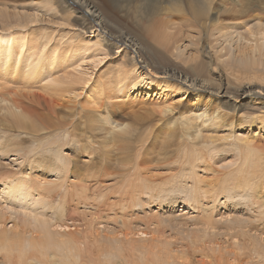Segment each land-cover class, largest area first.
Instances as JSON below:
<instances>
[{"label":"bare ground","instance_id":"6f19581e","mask_svg":"<svg viewBox=\"0 0 264 264\" xmlns=\"http://www.w3.org/2000/svg\"><path fill=\"white\" fill-rule=\"evenodd\" d=\"M123 1L43 0V10L52 14H56L57 9L63 10L65 14L60 20L64 24L72 21L73 25H77H72L73 38L84 37L85 33L92 34L97 39V49L101 51L102 47L104 51H109L115 59L105 69L109 72L112 67L120 64L113 69L117 84H121V79L130 78L127 73L130 71L123 66L135 68L139 65L150 71L154 69L156 77L163 79L160 81L161 85L170 90L164 93V88L157 90L156 85L150 84L143 88L144 93L132 92L126 95L123 91L122 95L131 101L143 98L141 94H145L150 101L151 98L157 100L159 97L168 99L167 95L171 92L173 95L177 92L182 94L181 86L221 95L228 101L233 97L238 98L239 91L243 95H261L262 87L251 91L246 84L241 87L232 86L213 65L215 55L206 38L200 41L197 53L186 64L188 70H182L170 57L172 54H165L159 48L168 46L167 41H151L159 46L157 47L148 40L139 41L137 37L131 36L127 29L124 30L123 18L119 15ZM157 1L148 0L149 6L146 5L137 15V25L143 27L142 19L147 8L154 9ZM260 1L191 0L183 8L181 0H169V5L171 8H180L181 15L189 12L201 26L204 35L212 25L211 20L217 14L219 6H222V12L230 10L239 13L234 18L252 17L256 21L251 33L253 38L258 39V35H264V28L261 26L264 7ZM0 4L14 8L25 6L24 0H0ZM36 16L22 12H14L8 16L6 11L0 10V29H9L13 25L26 28L30 26L29 22L41 20ZM65 45L67 47L68 44ZM254 48L259 49L258 46ZM42 60L38 57L23 65L26 70L19 84L13 78L15 76L0 74V264H264V167L255 166L247 158L239 165L235 162L234 169L217 165L216 159L222 161L224 157L216 153L218 145L215 137L219 135V128L225 124L230 125L228 121L223 122L224 113L212 112L208 118L203 117L205 107L200 113L190 106L181 111L183 116L180 123L183 122L188 127L182 140L183 143L189 142L187 148L190 149L189 154L185 155L184 163L188 170L183 178L190 179L193 196H197V190L203 191L204 195L200 201L202 211L187 216L188 220H185L192 223L189 227L179 222L180 216L185 212L183 208L179 209L182 213H174L177 210V197L162 202L166 209L160 212L161 219L156 218L149 210L144 212L145 207L141 203L135 204L137 199L130 201L131 214L124 211L127 208L108 213L104 207L110 203L101 190L121 185V173L110 171L109 165L118 171L124 167L143 181L156 176L154 172L158 166L153 164L146 149L151 145L152 139L147 146L145 141L143 144L139 143L135 147L132 165L124 166L129 158L124 161L126 155H123L133 141L130 138L131 130L145 116H132L121 111V96H116L121 95V88H116V84L109 78L104 82L93 80L95 88L89 97L78 102L76 110L73 106L77 102V93L65 97L64 92L46 94L38 90L36 87L43 75L44 65L40 63ZM12 61L8 54L4 55L6 68L10 65L13 69L21 66H15ZM205 67L212 72L210 77L203 76ZM100 68L101 66L96 71ZM102 73L101 70L96 77L99 78ZM86 86L91 88L93 85ZM38 88L50 89L51 86L39 85ZM69 89L71 87H55V90L60 91ZM80 94L78 92V97ZM178 106L169 102L159 109L158 121L152 126L144 127L148 138L164 133L168 122L163 120V116L167 117L168 112ZM226 107L230 111L242 108L237 101L230 102ZM70 109L72 111L68 112ZM258 112L264 113L262 110ZM261 113L256 118L258 122L253 118L247 122L250 126L254 125L257 131H263V134L258 137L253 135L250 139L236 137L237 141H231V145L246 141L260 142L264 148V114ZM168 117L171 120L170 115ZM198 117L202 118L201 123H191ZM157 122L160 125L154 131ZM205 122L207 124L203 125ZM234 128L228 126L224 129L227 131L225 136L234 137ZM144 131L141 130L143 136L146 134ZM204 131L207 133H203ZM6 132L33 140L38 136L48 138L60 134L70 148L62 152L52 147L27 154L16 153L15 158H9L7 153L12 150L9 139L4 135ZM246 144L247 148L252 147L251 144ZM110 155L112 161L109 160ZM92 160L95 161L94 165L89 164ZM202 173H206V178ZM220 175L225 177L216 184ZM217 186L224 187L222 197H225V204L220 205L231 211L220 217H216L217 211H214V203L219 201ZM57 190L62 194L59 198L56 196ZM89 190L95 195L91 198L92 201L89 200ZM119 196L114 195L116 199ZM172 218L176 222H169ZM166 222H169L166 226L162 225Z\"/></svg>","mask_w":264,"mask_h":264},{"label":"rangeland","instance_id":"374dc122","mask_svg":"<svg viewBox=\"0 0 264 264\" xmlns=\"http://www.w3.org/2000/svg\"><path fill=\"white\" fill-rule=\"evenodd\" d=\"M190 1L191 0H181L183 8L190 3ZM260 2L264 7V0ZM24 3L25 6L21 5L15 8L0 4V10L6 11L8 16H11L14 12H22L24 14H35L37 15V18L41 19L39 21H35V23L29 22L30 26L23 29L16 25H13L9 29H0V74L8 73L15 76L13 78L17 81V84H19L22 81L23 72L26 70L23 65L29 64L32 59L41 57L43 60L40 63L44 66L42 67L43 75L39 79L38 86H51V88L39 89L37 86L36 88L38 90L43 91L46 94L64 92L65 97L72 95L73 93H77L75 97L77 102H73L75 106H73V109L75 108L76 110L78 107L77 105H79L78 102L80 103L84 100V98L89 97L93 88H95L96 83L93 80L104 82L109 78L116 84V88L117 86L119 89L121 88V95H116L117 98L121 96L119 100V102L121 101V111L132 116L134 114H141L143 117L145 116L142 120L137 122V126H134L135 128L133 127L134 130H131L132 134L130 135V138H132L133 141L129 143V147L125 150L123 155V157L126 155L124 161L129 158L127 162L129 165L125 162L124 166L127 167L132 165V161L136 154L135 147H137L139 143L143 144L145 141L144 144L147 146L152 139V143H150L151 145L147 146L146 149L150 154V158L153 160V164L158 166L156 169L157 171L154 172L156 176H154L153 179L147 178L149 182L148 180L143 181L138 179L137 176L133 175L132 172H129L130 170L125 169L124 167H121V170L118 171L116 168L113 169L112 166L109 165L108 169L110 171H115L118 174L121 173V177L119 178L121 180V185H117L109 190H101L104 196L106 195L105 197H108V202L110 203L106 204L104 207L108 213L118 211L120 208L121 210L127 208L124 211L131 214L130 209L132 205L129 204H132L131 202L137 199L135 204L141 203L145 207L144 212L149 210L152 215L161 219L160 212L166 209L165 203L162 204V202L167 199L177 197L178 203L175 208L177 209V212L175 211L174 213L180 214L185 211L183 213L184 215L180 216L181 221L179 222L189 227L192 223L190 221H185L188 220L187 216L190 217L202 211V204L200 201L204 197L203 191L197 190V196H193L194 190L190 179L188 178L186 180L183 178L188 170L187 165L184 163L185 155L189 154L190 149L187 148L189 147V142L184 141L183 143L182 140V138L186 135L185 130L188 127H186L183 122H180L183 116L181 111L185 110L187 106H190L198 113L202 112L205 107L207 112L205 111V115H203V117L208 118L212 112L214 114L224 113L223 122H229L230 125L225 124V126L218 129L217 133H219V135L214 133L216 136L218 135L215 137L218 145V152L216 153L218 156L224 157L222 161L216 159L218 166L234 169L235 162L239 165L245 158H247L250 161L252 160L255 166H259V168L264 167V148L262 143H253L245 140L246 142H237L235 145L230 144L233 140L237 141L236 137L250 139L253 135L258 137L263 134V131H257L254 125L250 126V123L247 122L248 119L252 120V118L255 122H258L256 118L259 116L258 114L261 113L258 111H264V35H258V39L253 38L254 35H252L251 30L256 21L255 19L253 20L252 17L247 16L234 18V16H237L239 13H233L230 10L229 12H222V6L220 7L218 5L217 14L211 20L213 23L204 35V31L201 29V26L194 21L189 12H185L181 15V12H179L181 9L171 8L169 0H158L155 3L154 9L147 8L146 15L142 19L143 27H141L136 24L139 19L137 15L141 12L140 10H142V8L146 5L149 6L148 0H124L121 4V12L119 13V15L123 18L121 19L123 20L124 30L127 29L131 36L137 37L139 41L148 40L150 43H152L151 41H167L168 46H164V48H161L156 44H152L159 47L163 53L169 55L172 54L173 56L171 55L170 57L176 61L178 67L182 70H188L189 67H187L186 64L192 61L193 56L197 53L196 50L199 48L200 41H202L203 38H206L207 44L215 55L213 65L221 71L224 77L230 81L232 86L241 87L246 84L249 85L248 87L251 91L252 89L258 87L263 88V90L260 91V96L253 94L243 95V93L239 91L237 93L239 95L238 98L233 97L228 101L221 95H215L213 93H208L207 91L188 89L185 86H181L183 93L180 94V92L178 94V92H174L176 94L173 95V92H171L170 95H167L168 99L159 97L157 100L151 98L150 101L147 99L145 94H141L143 98L137 101H131L130 98L126 99L122 94L124 92L127 93H125L126 95L129 93L132 94V92L135 94H140V92L144 93L145 89L143 88L145 86H149L150 84L156 85L157 90L161 88L163 90L164 88V93L170 90L161 85L162 82L160 81L163 79L159 80L156 77L157 75L155 74L154 69H151L150 71V69L139 65L135 68L130 67V65L123 66L127 71H130L127 72L130 78L121 79V84H117L115 78L116 74H114L113 69L118 68L120 64L115 65L109 72H106L105 67H110L115 58L113 55H110L109 51H104L102 47H100L101 51L97 49V39L93 38L92 34L89 35V33H85L84 37H80L79 39L73 38V22L68 21L64 24L60 20V18H62L65 14L63 10L57 9L56 14L45 12L43 10V0H32V2L31 0H24ZM44 7H47V5ZM236 8H238V6H236ZM261 26L264 28V19L261 21ZM73 29L75 28L73 27ZM153 32H156L155 35ZM154 36H156V38ZM65 44H68L67 47ZM256 46H258V50L254 48ZM7 54L11 57L13 60L12 63L15 66L19 64L21 66L17 69H13L12 65L6 68L4 55ZM99 66H101L100 70L96 71ZM101 70L103 75H98L99 78H97L96 76L101 72ZM211 73L212 72L205 67L203 76L205 78L210 77ZM165 81L169 82L170 80ZM174 83L180 85L177 82ZM89 84H92L93 86L88 88L89 86L86 85ZM83 86L86 87L83 88ZM55 87H61L62 89L71 87V89L60 91L55 90ZM230 91L232 92L233 89H230ZM78 92H81L79 97ZM108 92L109 90L107 93ZM233 101L240 103L242 108L236 111H230V109L226 106ZM169 102L179 106L172 112H168L171 120H169L167 114V117L163 116V120L165 119L168 122L166 123L168 128L166 127L167 129L164 130V133L161 132L148 138L147 132L144 131L145 125L152 126V124L158 121V113L160 112L159 109L169 104ZM131 104L132 107L130 106ZM71 111L72 109L68 112ZM68 114L69 113H67L66 117H68ZM201 119V117H198L195 121L192 120L191 123H201ZM160 122H157L154 131L157 130ZM206 124L207 122L203 123V125ZM228 126L233 128L235 127L233 130V133L235 134H233L234 137L232 136L230 138L225 136L227 131L224 129L228 128ZM141 130L146 133L145 136H143L144 134L141 133ZM183 130L185 132H182ZM203 133L207 132L204 131ZM4 135L7 139H9L10 149L12 150L7 153L9 158H15L14 154L16 153L27 154L51 149L52 147L53 149L57 151L61 150L62 152L68 151L70 148L66 146V144L69 143L66 142L60 134L48 138L38 136L35 138L36 140H33L30 137L21 138L22 136H16V133L11 132H6ZM185 143L187 145H185ZM246 143L251 144L252 147L250 146L247 148ZM148 147H150V149H148ZM109 160H113L111 155ZM89 164L94 165L95 161L92 160ZM205 174L202 173V175L206 178ZM122 176L125 177V179ZM224 177V175H220L216 184L220 183ZM227 180H229V178ZM127 183H129L128 186ZM132 187L135 188L134 191ZM217 187L219 201H215L214 211H217L215 216L220 217L227 215V213H230L231 211L223 209V205H220V203L225 204V197H222L224 196V190H222L224 187ZM114 195L120 196L116 199ZM56 196L57 198L62 196L59 190L56 191ZM88 196H90L89 200L92 201L91 198L93 196L95 197L94 192L89 190ZM112 202L114 203L112 204ZM159 208H161V210ZM261 208H263V206ZM179 209H182L183 211H180ZM240 213H242V211L239 212V214ZM140 215L142 216V214ZM173 219L174 218H172V221L169 222H176V220ZM169 222L163 223L162 225L166 226ZM175 235L177 236V234Z\"/></svg>","mask_w":264,"mask_h":264}]
</instances>
